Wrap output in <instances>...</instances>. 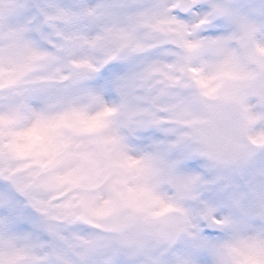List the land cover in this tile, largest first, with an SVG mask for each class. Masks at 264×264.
Segmentation results:
<instances>
[{
  "label": "clouds",
  "instance_id": "obj_1",
  "mask_svg": "<svg viewBox=\"0 0 264 264\" xmlns=\"http://www.w3.org/2000/svg\"><path fill=\"white\" fill-rule=\"evenodd\" d=\"M0 264H264V0H0Z\"/></svg>",
  "mask_w": 264,
  "mask_h": 264
}]
</instances>
